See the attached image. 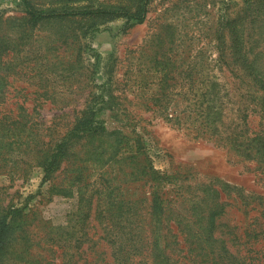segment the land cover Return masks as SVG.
I'll use <instances>...</instances> for the list:
<instances>
[{
    "label": "rangeland",
    "instance_id": "374dc122",
    "mask_svg": "<svg viewBox=\"0 0 264 264\" xmlns=\"http://www.w3.org/2000/svg\"><path fill=\"white\" fill-rule=\"evenodd\" d=\"M31 1L135 11L141 0ZM147 10L144 21L79 15L33 26L23 0H0V115L27 109L49 151L88 106L111 133L72 136L53 174L40 161L27 177L16 169L14 158L45 153L31 139L7 154L0 204L26 216L6 264H114L102 238L114 219L115 232L124 223L137 246L161 235L173 260L192 226L223 201L224 231L264 221V174L239 137L242 128L258 136L264 124V0H149ZM154 200L164 212L152 213ZM104 208L114 212H102V225Z\"/></svg>",
    "mask_w": 264,
    "mask_h": 264
},
{
    "label": "trees",
    "instance_id": "16d2710c",
    "mask_svg": "<svg viewBox=\"0 0 264 264\" xmlns=\"http://www.w3.org/2000/svg\"><path fill=\"white\" fill-rule=\"evenodd\" d=\"M23 1L26 7L25 22L33 26H37L42 22L72 20L79 15L81 17L92 18H101L107 15L128 16L131 19L135 18L138 21H144L149 2V0H141L136 10L132 11V9H126L123 6H120L123 8L98 6L95 8H84L83 10L81 8L78 10V8L68 7L62 9L56 7L41 8L34 5L31 0ZM262 106L264 107V103ZM25 110L27 111V109ZM25 110H22L17 117H14L11 113L0 115V166L2 165V161L9 160L7 154L14 152L15 148L23 147V144H28L29 139H31L30 142H35L37 153L42 154L45 152L42 158L37 156V160L35 161L29 160L24 156L17 159L14 158L16 169L21 170L20 165L23 166L20 174L23 177L29 176L31 167L37 161H40L39 163L43 162L46 170L52 174L58 170L64 159L70 156V151L75 143L73 142L75 137H71L74 135H82L89 141H92L97 136L98 138H103L105 134H111L107 132L106 127L99 124L100 122L97 119L99 111L94 106H88L83 110V115L76 120L72 129L58 141L56 148L49 151L45 149V142H41L43 141L41 140L43 135L41 129L37 130L34 122H31V117ZM262 125L263 128L256 131L258 136L251 137L242 128L239 137L241 144L240 151H246L245 157L254 159L257 162V167L262 169L264 174V124ZM24 147L28 148L27 145ZM137 150L139 154H142L139 147ZM10 159L12 160V158ZM154 173V169L150 171V174ZM57 188L58 185H53V189ZM220 204L222 208L217 209L218 204L201 216L197 221L198 224L192 226L193 231H189V234L181 240L184 245L179 249L184 251V253L182 252V256H178L188 258L192 262L191 264H264V221L261 222V225H253L242 232L238 229L237 225L233 226L232 229L224 231L222 230V222L219 217L225 211V205L227 204L224 201ZM111 208H104L99 214L97 213L99 220L101 219V224L104 221L102 212L107 211L110 214L114 212ZM152 208V213L155 215L164 212L163 204L156 200H154ZM87 212L85 216L90 214V211ZM109 214L105 212V217ZM25 216L26 214L23 212V209L15 205L0 204V264H6V260L11 253V239L19 231L18 227ZM117 223L115 219L112 220L106 226V234L102 237L113 247L112 256L114 257V264H148L149 259L152 257L154 258V264H173L180 259L178 257L173 260L174 256L172 253L165 252V249H163L165 246L162 247L163 243H160L161 235L156 237V239L147 235L146 239H142L141 245L137 246L136 244H132L135 237L134 233L129 232L127 234L123 232L124 228H126L124 223L121 225L120 222L119 224L122 228L121 232H115ZM54 240L60 242L59 238H54ZM250 243L251 245H249ZM165 248H167V245ZM32 262L33 264H52L49 261L46 263Z\"/></svg>",
    "mask_w": 264,
    "mask_h": 264
}]
</instances>
